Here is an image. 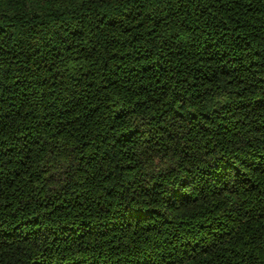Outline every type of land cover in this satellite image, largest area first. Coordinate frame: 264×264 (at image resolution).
<instances>
[{"label":"trees","instance_id":"16d2710c","mask_svg":"<svg viewBox=\"0 0 264 264\" xmlns=\"http://www.w3.org/2000/svg\"><path fill=\"white\" fill-rule=\"evenodd\" d=\"M0 264H264V0H0Z\"/></svg>","mask_w":264,"mask_h":264}]
</instances>
